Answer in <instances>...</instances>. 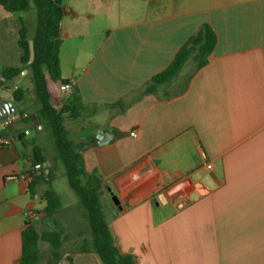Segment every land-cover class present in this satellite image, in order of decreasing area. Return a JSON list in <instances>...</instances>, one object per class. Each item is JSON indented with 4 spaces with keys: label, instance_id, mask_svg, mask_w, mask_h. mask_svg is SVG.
Returning a JSON list of instances; mask_svg holds the SVG:
<instances>
[{
    "label": "crops",
    "instance_id": "crops-1",
    "mask_svg": "<svg viewBox=\"0 0 264 264\" xmlns=\"http://www.w3.org/2000/svg\"><path fill=\"white\" fill-rule=\"evenodd\" d=\"M60 1L66 83L51 82L49 93L55 107L79 110L63 123L86 172L102 179L119 250L134 264H264V0ZM20 18L31 37L35 7L0 6V79L4 67L20 66ZM203 24L216 36L207 63L187 73L188 58L146 92ZM18 86L25 96L16 102ZM0 99L15 107L3 133L18 136L0 148V264H19L26 212L45 205L49 146L53 157L60 150L26 69L0 86ZM34 147L45 157L40 167ZM33 168L45 177L30 191ZM82 248L85 239L61 247L57 264H100Z\"/></svg>",
    "mask_w": 264,
    "mask_h": 264
},
{
    "label": "trees",
    "instance_id": "trees-1",
    "mask_svg": "<svg viewBox=\"0 0 264 264\" xmlns=\"http://www.w3.org/2000/svg\"><path fill=\"white\" fill-rule=\"evenodd\" d=\"M36 10V25L31 37L28 36L27 27L23 19H19L17 45L20 49V66L4 67L1 70L0 86L9 84L14 78L21 75L23 69L31 82L35 99L39 103L38 114L45 118L52 127L56 143L60 150V159L65 168L67 182L71 190L85 210V217L89 226V240L85 239V248L96 255L100 264H134L135 258L122 253L114 243L108 222L104 214L102 203V179L95 173H87L80 154L81 144L74 143L68 137L64 126L65 114L76 117L79 110L68 106L55 107L49 93L51 82L66 81L60 76L58 62V46L60 21L63 8L60 0H0V6L11 13L20 14L31 6ZM33 42L34 57L29 62L28 41ZM216 36L208 24H203L196 33L189 36L174 54L171 62L160 72L154 74L145 91L152 92L157 86L174 79L182 66L190 57H194L197 70L208 61L213 50ZM25 96V89L21 86L13 88L11 97L19 102ZM34 163L45 161L38 147H34ZM34 167V164L32 165ZM30 183V191L36 183L44 178L42 173L36 174L35 168ZM40 170V169H39ZM49 176V174L47 175ZM45 205L41 212L52 218L59 210L61 201L58 194L49 188L43 193ZM45 241L49 245V258L47 264H57L61 259L63 232L59 228H52L38 232L34 224L25 221L21 231V253L19 264H37L41 257L39 242Z\"/></svg>",
    "mask_w": 264,
    "mask_h": 264
},
{
    "label": "rangeland",
    "instance_id": "rangeland-1",
    "mask_svg": "<svg viewBox=\"0 0 264 264\" xmlns=\"http://www.w3.org/2000/svg\"><path fill=\"white\" fill-rule=\"evenodd\" d=\"M193 60V56L188 60L189 68L186 71L187 73L193 71L191 69V65L195 63ZM190 63L191 65H189ZM49 149V156L51 159V178L48 180V183L45 184V187L54 190L58 194L61 206L52 218L47 217L41 211H36L37 218L33 220L27 218V220L34 224L38 232L56 227L61 229L63 232L62 248L73 249L74 247L80 246L83 239L89 240V226L85 217L84 208L81 206L78 198L68 185L65 168L61 159L56 155L53 157L54 152L51 150L50 146ZM40 213H42V215ZM39 247L41 249V257L37 264H43L49 256V245L45 241H40Z\"/></svg>",
    "mask_w": 264,
    "mask_h": 264
},
{
    "label": "water",
    "instance_id": "water-1",
    "mask_svg": "<svg viewBox=\"0 0 264 264\" xmlns=\"http://www.w3.org/2000/svg\"><path fill=\"white\" fill-rule=\"evenodd\" d=\"M28 45H29V62H31L33 60V57H34L32 40L28 41ZM14 112H15V107L12 104L11 100H9V99L1 100L0 99V117L1 118H6L7 116L13 114ZM40 166H41V164H38V167H40ZM37 173L39 174L40 171H38ZM44 173L45 174L48 173V168L44 169ZM110 197H111V201L115 205L119 204V199L117 198V196L115 194L111 193Z\"/></svg>",
    "mask_w": 264,
    "mask_h": 264
},
{
    "label": "built area",
    "instance_id": "built-area-1",
    "mask_svg": "<svg viewBox=\"0 0 264 264\" xmlns=\"http://www.w3.org/2000/svg\"><path fill=\"white\" fill-rule=\"evenodd\" d=\"M4 122L5 121L3 120V118H0V148L10 145L14 139L18 138L17 135L10 136L3 133ZM207 167L209 168L210 165L207 164ZM26 217L30 220L36 219L37 213L34 210L30 209L26 212Z\"/></svg>",
    "mask_w": 264,
    "mask_h": 264
}]
</instances>
